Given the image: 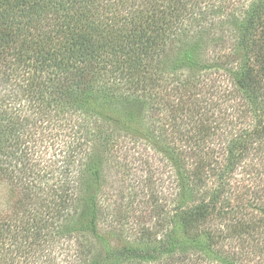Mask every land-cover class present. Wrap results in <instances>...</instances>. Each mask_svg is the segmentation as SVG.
<instances>
[{
    "label": "trees",
    "instance_id": "trees-1",
    "mask_svg": "<svg viewBox=\"0 0 264 264\" xmlns=\"http://www.w3.org/2000/svg\"><path fill=\"white\" fill-rule=\"evenodd\" d=\"M130 133L175 179L153 223L106 217ZM2 182L0 264H264V0H0Z\"/></svg>",
    "mask_w": 264,
    "mask_h": 264
},
{
    "label": "rangeland",
    "instance_id": "rangeland-1",
    "mask_svg": "<svg viewBox=\"0 0 264 264\" xmlns=\"http://www.w3.org/2000/svg\"><path fill=\"white\" fill-rule=\"evenodd\" d=\"M119 133L122 134V131L115 129L114 135L118 136ZM105 155L108 161L104 168L105 183L102 191L108 196L104 203L106 217L107 212L114 214L117 224L133 221L137 216L140 224L143 221L153 223L152 214L156 213H150V209L163 205L164 200L171 197L175 185L171 169L165 166L162 155L150 149L143 139L133 133L127 134L122 143ZM245 186L250 189L242 179L241 182H232L233 191L237 195L252 196L251 190L254 189L249 191ZM15 197L16 192L9 184L0 183V210L8 209ZM103 221L108 223L107 218Z\"/></svg>",
    "mask_w": 264,
    "mask_h": 264
}]
</instances>
